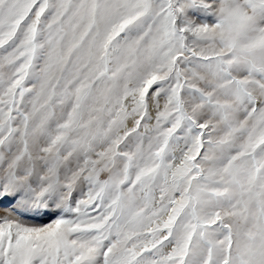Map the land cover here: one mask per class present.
I'll return each instance as SVG.
<instances>
[{"label": "snow or ice", "instance_id": "snow-or-ice-1", "mask_svg": "<svg viewBox=\"0 0 264 264\" xmlns=\"http://www.w3.org/2000/svg\"><path fill=\"white\" fill-rule=\"evenodd\" d=\"M0 264H264V0H0Z\"/></svg>", "mask_w": 264, "mask_h": 264}]
</instances>
